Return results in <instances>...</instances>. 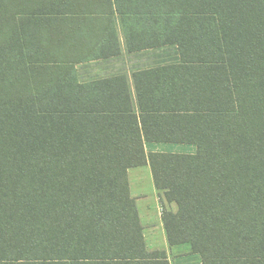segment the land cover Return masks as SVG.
<instances>
[{"label": "trees", "instance_id": "16d2710c", "mask_svg": "<svg viewBox=\"0 0 264 264\" xmlns=\"http://www.w3.org/2000/svg\"><path fill=\"white\" fill-rule=\"evenodd\" d=\"M93 1L0 0V264H169L147 251L129 194L127 170L146 164L178 206L162 217L171 246L204 264H264V0L117 7L129 36L140 26L145 44H176L182 65L221 68L212 89L226 100H169L168 135L147 137L195 154L102 135L98 111L62 96Z\"/></svg>", "mask_w": 264, "mask_h": 264}, {"label": "crops", "instance_id": "0c3cea01", "mask_svg": "<svg viewBox=\"0 0 264 264\" xmlns=\"http://www.w3.org/2000/svg\"><path fill=\"white\" fill-rule=\"evenodd\" d=\"M92 3L100 10L85 17L84 23L91 21L92 26L78 29L68 45L69 59L60 67L62 96L65 92V100H82L98 111L94 120L99 128L109 129L102 135L120 141L138 135L146 154H195L193 144L147 137L168 135L164 107L169 100L171 105L174 100H226L221 91L217 95L212 89L214 78L221 83V68L182 65L176 44L147 45L140 26L135 38L131 33L129 36L125 25L129 16H121L117 7H130L137 0ZM127 181L147 251L164 252L169 264H204L199 254L179 251L188 247L169 244L162 217L165 212L177 214L178 206L155 187L149 165L128 169Z\"/></svg>", "mask_w": 264, "mask_h": 264}, {"label": "rangeland", "instance_id": "374dc122", "mask_svg": "<svg viewBox=\"0 0 264 264\" xmlns=\"http://www.w3.org/2000/svg\"><path fill=\"white\" fill-rule=\"evenodd\" d=\"M189 250L188 248H182L181 250H179L180 252H183V251H187Z\"/></svg>", "mask_w": 264, "mask_h": 264}]
</instances>
